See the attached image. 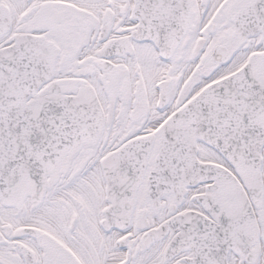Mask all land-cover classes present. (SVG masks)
<instances>
[{
  "label": "snow or ice",
  "instance_id": "obj_1",
  "mask_svg": "<svg viewBox=\"0 0 264 264\" xmlns=\"http://www.w3.org/2000/svg\"><path fill=\"white\" fill-rule=\"evenodd\" d=\"M0 264H264V0H0Z\"/></svg>",
  "mask_w": 264,
  "mask_h": 264
}]
</instances>
